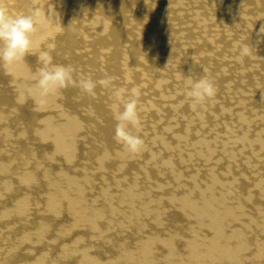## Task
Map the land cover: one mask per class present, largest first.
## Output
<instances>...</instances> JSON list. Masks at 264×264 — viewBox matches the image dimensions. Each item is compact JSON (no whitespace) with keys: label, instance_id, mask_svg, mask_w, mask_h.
<instances>
[{"label":"bare ground","instance_id":"bare-ground-1","mask_svg":"<svg viewBox=\"0 0 264 264\" xmlns=\"http://www.w3.org/2000/svg\"><path fill=\"white\" fill-rule=\"evenodd\" d=\"M39 5L50 40L0 65V264H264V0ZM48 43L77 80L140 87L141 152L114 139L113 88L28 91ZM189 75L215 98L193 109Z\"/></svg>","mask_w":264,"mask_h":264},{"label":"clouds","instance_id":"clouds-1","mask_svg":"<svg viewBox=\"0 0 264 264\" xmlns=\"http://www.w3.org/2000/svg\"><path fill=\"white\" fill-rule=\"evenodd\" d=\"M47 23L39 0H32V6L26 12L13 13L10 11L8 0H0V65L11 67L25 60L26 56L33 53L34 49L50 40V34L42 31ZM264 32V30H261ZM40 33L37 39V33ZM103 34V33H101ZM253 45L247 41L238 46L240 58L248 57ZM55 49L54 43L47 44V50L40 53L38 59L40 67L31 74L35 82L28 91L35 88L43 102L50 96L58 94L62 89L77 85L83 92L94 96L97 86L113 88L115 101L111 105L115 119L114 139L122 144L130 155L142 151L145 141L141 135L142 117L140 87L114 88L111 77L100 80L91 76H80L76 79L77 70L71 64H58L54 62L51 52ZM185 95L193 109L205 105L217 95V86L213 78L202 75L194 78L186 77Z\"/></svg>","mask_w":264,"mask_h":264}]
</instances>
